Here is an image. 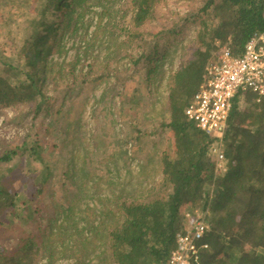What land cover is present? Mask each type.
Returning a JSON list of instances; mask_svg holds the SVG:
<instances>
[{
    "label": "trees",
    "instance_id": "trees-1",
    "mask_svg": "<svg viewBox=\"0 0 264 264\" xmlns=\"http://www.w3.org/2000/svg\"><path fill=\"white\" fill-rule=\"evenodd\" d=\"M94 1L107 8L108 0L44 1V11L30 20V29L27 28V50L17 58L23 57L24 64L21 66L17 61L4 63L2 67L0 104L25 103L31 124L22 143L0 156V162H12L0 172V229L7 225L5 218L16 211L14 184L8 179L13 168L25 155L45 160L38 141L30 140L35 119L40 115L50 117L53 124L63 127L62 135L74 134L71 127L75 119L69 118L72 105L68 107V104L77 99L76 95H68L72 87L59 88L58 80L65 76L64 62L48 57L54 52L61 55L64 34L77 33L83 9ZM157 2L131 0L133 23L140 26L149 20ZM199 9L198 47L192 59L169 77L165 97L169 118L161 122L172 138L160 157L162 177L171 191L165 190V194L145 201L135 198L119 201L111 213L115 220L104 232L92 222L95 213L85 212L88 207L86 210L77 207L79 199H73L62 210L63 218H58L61 209H51L53 213H47L48 224L44 228L28 230L15 246L0 249V264H38L42 257L47 258L43 264H53L59 256L74 259L72 264H91L93 255L95 264H166L175 247V235L184 228L182 210L186 206L191 208L190 212L198 209L209 224L205 236L209 246L201 253L202 264H264V99L254 103L255 95L251 92H238L233 99L223 140L225 173L218 176L215 174L219 169L211 154L217 139L201 131L184 115L194 93L204 83L205 67L217 59L222 47L227 46L238 56L251 37L264 32V0H206ZM55 10L67 19L63 24L58 22L61 17L55 16ZM208 15L210 21L205 18ZM161 32L157 31L146 44L155 41ZM171 33L178 31H167L168 35ZM155 46L134 61L145 62V81L156 72L153 62L161 49ZM41 79H48L52 91L60 97L47 95ZM242 96L250 106L249 111L244 112L240 107ZM53 103L59 105L54 109ZM60 136L55 134V139ZM98 144L95 140L94 145ZM102 154L93 152L83 158L92 156L91 164L94 157ZM83 160L82 165L86 166ZM42 177L36 184L34 197L46 189L48 174L43 173ZM75 209L78 214L84 212L78 215L79 220L73 218ZM28 211V219L33 218L34 210ZM79 221L86 225L79 227ZM98 248L100 251L95 253Z\"/></svg>",
    "mask_w": 264,
    "mask_h": 264
},
{
    "label": "rangeland",
    "instance_id": "rangeland-1",
    "mask_svg": "<svg viewBox=\"0 0 264 264\" xmlns=\"http://www.w3.org/2000/svg\"><path fill=\"white\" fill-rule=\"evenodd\" d=\"M44 1L0 0V75L4 63L24 64L23 57L17 58L27 50V28L30 29V20L41 13ZM205 1L158 0L151 18L140 26L132 21L131 0H108L107 8L92 1L83 9L77 33L64 34L61 55L54 52L48 57V60L64 62L65 76L58 80L59 88L72 87L68 95H76L77 99L68 104V107L72 105L69 118L75 119L71 127L74 134L62 135L63 127L53 124L50 117L40 115L35 119L30 140L38 141L45 160L25 155L8 176L14 184L16 211L5 218L7 225L0 229V249L15 246L28 230L44 228L48 224L47 213H53L51 209H61L58 218H63L62 210L73 199H79L77 207L83 210L88 207L85 212L95 213L92 222L104 232L115 220L111 213L119 201L128 198L145 201L165 194V190L171 191L160 168L161 154L172 140L170 130L161 124L169 118L165 97L169 77L192 59L198 47L197 13ZM53 13L61 17L59 23L67 20L61 11ZM210 16L205 18L210 21ZM171 29L178 33L168 35ZM159 30H163L162 34L146 44ZM154 46L161 49L153 62L156 72L145 81V62L135 64L134 61ZM72 72L77 77L75 80ZM41 80L47 95L60 97L52 91L48 79ZM58 105L53 103L54 109ZM248 105L247 101L240 102L244 112L249 111ZM27 111L25 103L0 104V156L26 138L31 124ZM55 134L63 138L55 139ZM95 140L99 142L97 147ZM93 152L103 156L94 157L90 164L93 157H83ZM10 163L0 162V172L5 166H11ZM224 167L225 160L215 175L224 174ZM43 173L48 174L46 189L34 197ZM31 208L34 215L28 219ZM190 209L186 206L182 210L183 227L193 214L199 213L198 209L193 212ZM73 214L79 220L78 215L84 212L78 214L75 209ZM84 225L86 222L79 221V227ZM97 245H100L98 240ZM98 251L100 248L95 253ZM91 259L90 263L95 264L94 255ZM73 261L59 256L53 264ZM44 262L46 257L40 258L38 264Z\"/></svg>",
    "mask_w": 264,
    "mask_h": 264
},
{
    "label": "built area",
    "instance_id": "built-area-1",
    "mask_svg": "<svg viewBox=\"0 0 264 264\" xmlns=\"http://www.w3.org/2000/svg\"><path fill=\"white\" fill-rule=\"evenodd\" d=\"M238 92H251L256 101L264 99V32L251 37L238 56L223 46L217 59L206 66L204 83L184 110L197 128L217 139L211 149L217 170L225 160L223 140ZM208 230L204 216L193 214L188 225L176 233L166 264H202L201 253L209 246L205 238Z\"/></svg>",
    "mask_w": 264,
    "mask_h": 264
},
{
    "label": "crops",
    "instance_id": "crops-1",
    "mask_svg": "<svg viewBox=\"0 0 264 264\" xmlns=\"http://www.w3.org/2000/svg\"><path fill=\"white\" fill-rule=\"evenodd\" d=\"M205 68H206V67H205ZM240 93H241V92H240ZM262 100H263V99H262ZM262 100H261V101H262ZM241 101H245V100H244V96L241 97L240 102H241ZM253 101H254V103H259V102H261V101H256L255 97H254V100H253ZM232 102H233V101H232ZM184 115H185V114H184ZM187 119H188V118H187ZM188 120H189V119H188ZM223 145H224V144H223Z\"/></svg>",
    "mask_w": 264,
    "mask_h": 264
}]
</instances>
